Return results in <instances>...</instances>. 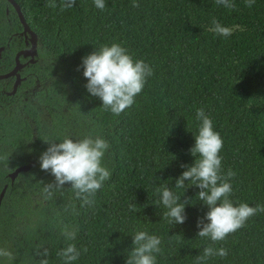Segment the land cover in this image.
Masks as SVG:
<instances>
[{
	"label": "trees",
	"instance_id": "trees-1",
	"mask_svg": "<svg viewBox=\"0 0 264 264\" xmlns=\"http://www.w3.org/2000/svg\"><path fill=\"white\" fill-rule=\"evenodd\" d=\"M15 1L39 37L35 66L42 68L47 86L37 97L44 111L37 145L11 150L12 166L35 162L9 186L0 207V247L14 254L12 264H40L41 246L49 250V264H63L57 253L67 243L81 251L72 264H126L132 235L140 230L161 238L156 264H196L204 247L213 244L197 236V221L208 207L197 199V186L187 181L186 189L174 186L186 170L182 165L195 161L189 150L198 134V108L223 139V172L236 173L229 199L234 205H264V0H255L252 7L234 0L232 10L215 0H137L139 7H132L133 0H105L103 10L94 0H76L64 10L61 0L55 9L46 6L47 0ZM5 4L0 0L1 29ZM9 5L10 17L16 19L12 26L18 29L19 19ZM213 17L233 29L232 35L210 31ZM113 42L153 68L135 103L120 116L105 111L102 101L87 91L81 66L82 57ZM18 125L16 131L28 133L22 122L11 130ZM88 135L109 143L102 163L111 176L97 191L94 206L80 207L68 183L62 195L45 201L43 183L55 178L40 168L39 157L48 147L44 140ZM164 186L181 200L189 199L183 224L162 218L167 209L158 203L157 188ZM70 202L78 215L63 213ZM58 212L76 227L74 241L60 235ZM213 246L226 248L228 256L205 264H264V213ZM0 264L9 262L0 258Z\"/></svg>",
	"mask_w": 264,
	"mask_h": 264
},
{
	"label": "clouds",
	"instance_id": "clouds-1",
	"mask_svg": "<svg viewBox=\"0 0 264 264\" xmlns=\"http://www.w3.org/2000/svg\"><path fill=\"white\" fill-rule=\"evenodd\" d=\"M76 0H61V10L72 8ZM229 10L236 7L234 0H215ZM255 0H245L247 7H252ZM96 8L103 10L105 0H94ZM47 7L57 8L56 0H47ZM132 7H139L137 0H133ZM209 29L217 35L228 37L233 29L222 25L215 17ZM83 76L87 78V91L102 101L105 111L114 116H120L135 103V98L143 91L146 79L153 75V68L142 59L134 60L128 50L119 43L104 45L99 50L82 57ZM196 119L200 122L195 143L190 153L195 157L191 165H182L186 170L176 179L175 188L186 189L185 181L197 186L200 191L196 197L208 207L203 218L197 221L199 231L197 236L210 239L213 244L205 246L202 254L196 257V264H205L212 258L228 256L224 247L215 248L216 242L224 241L230 234L242 228L246 222L258 213H264V205L250 206L246 202L234 205L229 199L232 192L231 180L236 173L228 169L222 170L223 139L214 130L213 121L203 108L196 110ZM48 147L39 157L41 170L54 176V181L43 183L42 196L45 201L54 198L56 193L63 194L64 185H71L74 199L80 202V207H93L95 195L102 188L110 176V170L102 163L105 152L109 148L107 140L100 136H85L74 140L65 136L59 142L44 140ZM198 157V158H197ZM160 201L167 209L163 213L164 219L172 225L183 224L186 220L185 205L189 199L181 200L168 186L157 188ZM180 201H183L181 203ZM131 211H137L134 205ZM63 213L78 215L76 204L68 203ZM56 226L65 241H74L77 235L76 227L65 222L61 214L57 213ZM132 247L127 255L126 264H156V254L161 253V238L149 234L146 230L136 231L133 235ZM37 255L41 256L40 264H49L46 258L49 254L47 247L41 246ZM87 251L86 248L83 249ZM81 251L74 243H67L57 256L63 264H72L78 260ZM0 258H6L12 264L15 257L7 248L0 247Z\"/></svg>",
	"mask_w": 264,
	"mask_h": 264
},
{
	"label": "flooded vegetation",
	"instance_id": "flooded-vegetation-1",
	"mask_svg": "<svg viewBox=\"0 0 264 264\" xmlns=\"http://www.w3.org/2000/svg\"><path fill=\"white\" fill-rule=\"evenodd\" d=\"M7 2L2 17L3 29L0 28V76H4L0 78V195L6 188L3 199L9 186L13 185L22 173L29 172L34 167L35 162L32 160L12 166L11 150L16 152L17 149L21 152L23 148L26 151L28 146L37 145L39 128L44 115L37 97L47 86L46 82L41 81L42 68L35 66L40 59L39 37L36 32L35 38L30 32L25 31L17 10L9 1ZM9 4L13 6L19 19L18 29L12 26L13 23L16 24V19L10 17ZM27 105L33 108L26 109ZM13 113H15L12 120L14 122L10 125ZM21 122L28 127V133L25 130L16 131L19 125L16 126L15 131L11 130L15 124H21ZM12 138H18V143H15ZM31 162L34 164L29 171L19 172L12 180L11 174L18 167Z\"/></svg>",
	"mask_w": 264,
	"mask_h": 264
},
{
	"label": "water",
	"instance_id": "water-1",
	"mask_svg": "<svg viewBox=\"0 0 264 264\" xmlns=\"http://www.w3.org/2000/svg\"><path fill=\"white\" fill-rule=\"evenodd\" d=\"M9 1L13 6L14 8L17 10L18 14H19V17H20V20L22 21V24L24 25V29L25 31H28L30 32L35 38H36V33L33 32V30L30 28L29 24L27 23L23 13H22V10H21V7L20 5L15 1V0H7ZM18 66V65H17ZM4 76H0V78H3ZM33 162L31 163H28V164H25V165H22L20 167L17 168L16 171H14L12 174H11V177H12V180L15 179L16 175L21 172V171H29L30 168H32L33 166ZM5 190L6 188L2 191L1 195H0V205H1V202H2V199L4 197V194H5Z\"/></svg>",
	"mask_w": 264,
	"mask_h": 264
}]
</instances>
